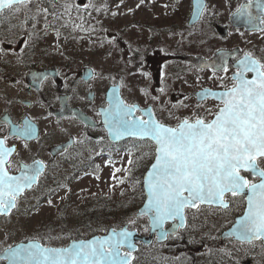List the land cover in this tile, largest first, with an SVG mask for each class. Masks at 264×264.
Wrapping results in <instances>:
<instances>
[{
    "label": "flooded vegetation",
    "instance_id": "1",
    "mask_svg": "<svg viewBox=\"0 0 264 264\" xmlns=\"http://www.w3.org/2000/svg\"><path fill=\"white\" fill-rule=\"evenodd\" d=\"M248 1L250 0H204L202 13L192 24H188L193 10L191 0H187L183 17L191 33L192 53L181 51L167 53L169 57L163 56V62L169 64L170 74L160 75V79L156 82L155 102L146 101L142 104L143 102L136 98H126L127 103L150 106L155 117L170 126H176L179 120L184 118L194 119L197 115L209 121L213 119L212 114L222 106L220 101L211 97L199 99L197 92L203 88L214 90L231 88L232 77L237 70L235 62L244 54L264 62V24H260L259 21L260 28L256 30L232 24L233 14ZM176 3L171 9L173 12L178 11V1ZM250 12L254 17L263 16L256 8ZM244 15L247 16L245 12ZM23 18L10 15L0 17L1 33L6 32V24L9 23L10 29H16V25L21 23L20 20ZM48 19L50 18L47 17ZM42 23L46 24L47 21ZM159 28L160 26L156 24L152 27L147 26L148 33L145 32L147 41L149 29L158 33ZM236 29L252 34L228 42L229 33ZM84 34L85 32L82 35ZM174 40L175 43H180L182 38L176 35ZM174 42L172 44H175ZM205 43L208 44L209 49H206L207 53H201V44ZM70 45L71 43L67 44ZM147 45L150 47L149 44ZM15 46L16 40H13V44L5 41L0 43V138L6 140L7 148L14 149L8 157L9 173H17L21 165L40 161L43 163V168L38 177L39 185L62 177L63 172L60 168L65 167L62 165L70 168L80 166L85 170L96 167L99 158L108 154L106 150L117 147L109 140L101 122L100 110L106 103L102 95L103 84L100 73L95 65H91V62H94L96 48L91 47V44L86 48L84 44L82 47L71 49L72 53H61L56 57L53 53H49L50 50L38 47L34 41L27 43L24 49L21 48L22 41L18 43V48ZM160 46L154 43L152 49H159ZM86 49L89 51L88 58ZM220 49H238L220 69L199 67L175 57L190 54L209 59ZM193 51L198 52L193 53ZM141 63L151 66L145 59ZM224 67H227V72L222 70ZM33 70L34 73L28 74ZM155 71L157 70H154L153 74ZM246 77L251 79L252 73H247ZM113 83H119L121 89L123 88L122 79L107 80L104 85L108 87ZM153 83L154 80L150 75L145 85L151 88ZM11 87L16 88L17 91L5 92L6 88ZM21 94L26 96H20ZM163 97L173 111H181L183 114L175 122H167L161 118L164 113L161 111L164 107ZM62 103L82 111L90 120L83 122L76 116H57L54 109H59ZM37 104H40L46 113H33ZM136 115L140 117L143 114L137 111ZM26 117L38 124L37 139L27 140L12 131L13 125L22 129ZM44 119L50 121L46 129L47 135H50V142L42 144L41 122ZM39 138L40 143H38ZM66 142L68 144L64 149L58 150L55 154L51 152V149ZM141 142L147 145L143 149L154 151L151 142L139 139H129L121 145L129 143L138 146ZM72 171L74 170L69 172L72 174ZM242 174L252 179L250 174ZM244 207L245 201L237 197L231 203L227 214L214 206L206 205H201L198 210L186 209V228L179 229L175 234H168L166 240L160 244L155 241L154 235L150 244L139 248L142 255L144 253L145 264H264V246L261 241L248 244L230 236L225 237L223 234L234 223L236 217L243 213ZM146 221L143 234L148 235L149 225L147 219ZM167 226L168 224L165 225ZM215 229L216 233L213 234ZM239 253L247 259L239 261Z\"/></svg>",
    "mask_w": 264,
    "mask_h": 264
},
{
    "label": "snow or ice",
    "instance_id": "2",
    "mask_svg": "<svg viewBox=\"0 0 264 264\" xmlns=\"http://www.w3.org/2000/svg\"><path fill=\"white\" fill-rule=\"evenodd\" d=\"M21 6L27 19L33 0H0V17L18 14ZM196 7L197 15L201 14L204 5L200 0ZM252 7L250 3L241 10L250 22L258 19L264 24V16L254 17L248 11ZM255 7L264 13V0ZM65 8L70 10L71 5ZM43 12L47 13L48 8ZM236 69L231 88L204 94L212 95L222 105L210 121L197 115L179 120L175 127L168 126L150 111L147 118L137 117L135 113L140 110L118 97H110L109 107L101 113L110 138L132 137L154 145V163L144 180L147 202L141 215L149 217L152 230L158 231L161 238L168 235L164 230L168 221L176 222L174 228L186 226V209L208 205L227 214L234 198L239 197L245 207L234 221L230 237L248 244L264 243V62L245 54ZM247 73H252L251 79ZM17 132L31 136L34 129L25 125ZM5 143L0 138V215L7 216L25 189L37 181L43 165L35 161L32 167L23 166L20 175L9 174L8 157L14 149ZM128 164H133L131 158ZM242 173L250 174L252 179ZM132 235L127 230L113 229L105 238L66 248L45 247L33 241L5 249V253L9 264H132Z\"/></svg>",
    "mask_w": 264,
    "mask_h": 264
},
{
    "label": "rangeland",
    "instance_id": "3",
    "mask_svg": "<svg viewBox=\"0 0 264 264\" xmlns=\"http://www.w3.org/2000/svg\"><path fill=\"white\" fill-rule=\"evenodd\" d=\"M176 1H178V11L173 12L171 9L177 4ZM186 1L84 0L80 6L77 0H33V9L27 14V19L23 6L18 14L10 15L24 18L16 25V29H10V23L6 24V32L1 33L0 29V43L5 41L13 44V40H16L15 48H18V43L22 41L21 48L24 49L27 43L34 41L38 47L50 50L49 53H53L56 57L61 53H72L73 48L82 47L84 44L87 48L91 44V47L96 48L94 62H91V65H95L100 73L102 92L105 90L104 84L107 80L122 79V93L125 98H136L142 101V104L146 101L152 103L156 101L154 97L157 91L154 86L160 75L170 74L169 64L163 62V56L169 57L167 53L181 51L192 53L190 46L192 37L183 17ZM66 4L71 5L70 10H66ZM43 8H48V12L44 13ZM45 16L50 18L46 24L42 23L46 22L43 19ZM153 24L160 26L159 32L155 33L149 29L147 41L145 36V32L148 33L147 26L152 27ZM84 32L85 34L82 35ZM251 34L239 29L233 30L228 35V42H234ZM176 35L181 36L180 43L174 42ZM173 42L175 44H172ZM68 43L71 45L67 46ZM154 43L160 44V48L152 49ZM206 49H209L208 44H201V53H207ZM88 52L86 49L87 58ZM197 52L193 51V53ZM143 59L149 61L151 66L141 63ZM154 70H157L155 74H153ZM150 75L154 80L151 88L145 85ZM7 90L17 91L13 87L6 88L5 92ZM162 101L164 102L161 110L164 112L161 115L163 120L175 122L183 115L181 111H173L166 98L163 97ZM42 112L46 113L43 107L37 104L33 113ZM49 122L48 119H44L41 123L42 144L50 142V135H47L46 130ZM141 146L147 145H140L139 149L118 150L108 159L99 158L98 170L94 176L80 173L72 182L41 201L24 197L10 216L0 219V250L25 239H43L47 245L63 246L68 242L71 234L86 236L84 228L80 227L82 216H79V212L88 200L95 199L94 203L89 202L93 206L97 205L95 201L100 203V199H109L112 203L120 204L118 210L107 205L104 208L106 214L104 209H101L102 217L107 216L108 207L114 210L111 212V219L106 220L108 224L101 226L102 228L112 222L117 223L116 220H121L120 225L131 221V216L127 213L130 210L134 212L135 204L142 200V189L139 187V181L135 179L138 178L141 169L139 163L144 156L149 159L151 153L142 150ZM130 158L133 161L132 165L128 164ZM65 173L69 175L68 172ZM121 180L123 183L120 182ZM133 223L136 224V228L142 229L146 220L139 218ZM101 231L103 230L98 232ZM143 257L144 253L143 255L141 253L139 258L142 260ZM238 259L242 262L247 258L239 253Z\"/></svg>",
    "mask_w": 264,
    "mask_h": 264
},
{
    "label": "water",
    "instance_id": "4",
    "mask_svg": "<svg viewBox=\"0 0 264 264\" xmlns=\"http://www.w3.org/2000/svg\"><path fill=\"white\" fill-rule=\"evenodd\" d=\"M196 1L197 0H194V8L195 9H197V7H196V5H197V3H196ZM202 1L203 0H200V2L202 3ZM254 2V3H253ZM251 4L253 5V7L251 8V9H249L248 11H251V10H253V8H256L255 7V5L257 4V3H259L260 2V0H254ZM250 4V3H249ZM246 5H248V4H246ZM245 5V6H246ZM248 18V17H247ZM235 22H239L240 24H246L247 22H246V19H245V15H244V12L241 10V11H239L238 13H236V16H235ZM251 23H252V21H251ZM225 53H227V52H225ZM182 58H184V59H188V60H191L192 62H195V63H197V64H202V65H215L216 64V62H218V59H219V55L217 56V57H215V58H213V59H211V60H204V59H202V58H197V57H194V56H184V57H182ZM222 58H224V57H222ZM213 93H221V91H217V92H213ZM110 97L111 98H113V99H115L116 97H118L120 100H122V98H121V95H120V92H119V86L118 85H114V86H111V87H109L108 88V90H107V93H106V101L108 102V105L102 110V113H103V111L105 110V109H107L108 107H109V104L111 103V100H110ZM123 101V100H122ZM136 106V105H135ZM137 108H138V106H136ZM67 109V108H66ZM61 111V110H60ZM65 112H62V113H60V114H64ZM65 114H67V115H74V114H76L81 120H86V116H85V114H83V113H81V112H79V110L78 109H75V108H73V109H71L70 111H67ZM104 119H105V117L102 115V121H103V124H104V126H105V128H106V130L108 131V128L106 127V125H105V123H104ZM36 135H37V132L35 131V133H33V135H31V136H27L28 138H35L36 137ZM110 137V136H109ZM126 138H128V137H124V138H122V139H119V140H116V139H113V138H110L111 140H113V141H121V140H123V139H126ZM64 146V145H63ZM63 146L61 147V148H63ZM52 152H55L54 151V149L52 150ZM154 163V160H153V162L150 164V166L148 167V169L146 170V172L144 173V176H143V187H144V180H145V177H146V175H147V172L151 169V165ZM21 174V173H20ZM20 174H18V175H20ZM144 194H145V200H144V202H143V204H142V206L138 209V212H137V215H141V213H142V211H143V209H144V205L146 204V202H147V200H146V190H145V187H144ZM240 218V216L239 217H237L236 218V220L237 219H239ZM172 224H171V226L168 228V229H164L167 233L168 232H175L176 231V229L177 228H174V224L176 223V222H174V221H170ZM149 225H150V227H151V222H149ZM234 227V224H233V226H232V228ZM231 228V229H232ZM231 229L229 230V231H227V234H230V231H231ZM122 230H127V231H130L131 233H133V235H132V237H131V242H132V244L134 245V250L132 251V257H133V252L137 249V245H136V241L137 240H140V241H143L144 243H146L147 242V238L145 237V236H142V235H139L138 233H137V231L136 230H128L127 228H126V226H124L122 229H117V232H119V231H122ZM111 232H112V229H110L109 231H108V233L107 234H105V235H101V236H98V235H94V236H92V237H90V238H88V239H80V240H72V241H70L69 242V244L67 245V246H64V247H52V248H66V247H70L73 243H79V242H87V241H91V240H93V239H102V238H105V237H107V236H109L110 234H111ZM153 232H156L157 233V235H158V241H162L164 238H161V234L158 232V231H153L152 230V227H151V234L153 233ZM33 241H35V242H38V243H40L39 241H37V240H28V241H21V242H18V243H16V244H14V245H12L11 247H8V248H14V247H16V246H20V245H27V244H29L30 242H33ZM41 244V243H40ZM44 246V245H43ZM8 248H6V249H8ZM0 259L1 260H4V264H9V261H8V259H7V257H6V253H5V249L4 250H2V251H0Z\"/></svg>",
    "mask_w": 264,
    "mask_h": 264
},
{
    "label": "trees",
    "instance_id": "5",
    "mask_svg": "<svg viewBox=\"0 0 264 264\" xmlns=\"http://www.w3.org/2000/svg\"><path fill=\"white\" fill-rule=\"evenodd\" d=\"M140 166H142V168L140 169L139 176H141V173H142L143 169L146 167V162L142 163V165H140ZM136 175H137V174H136ZM139 176H138V178L135 177V179H137V180L139 181V182H138V183H140V184H139V187H141V177H139ZM100 204H101V203H100ZM112 204H113V203H112ZM107 205L110 206L107 202L104 203V204H102V206H101L102 209L105 208ZM96 206H97V205H96ZM96 206L93 208L92 211H94V212L96 211V210H95V208H97ZM113 206L116 207V208H120V206H119L118 204H116V203L113 204ZM110 207H111V206H110ZM132 264H134V263H132Z\"/></svg>",
    "mask_w": 264,
    "mask_h": 264
}]
</instances>
